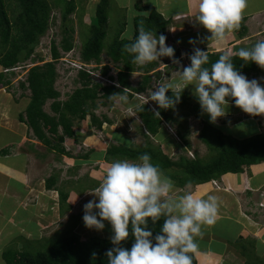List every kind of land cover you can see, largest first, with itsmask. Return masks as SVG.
Here are the masks:
<instances>
[{"label": "trees", "instance_id": "1", "mask_svg": "<svg viewBox=\"0 0 264 264\" xmlns=\"http://www.w3.org/2000/svg\"><path fill=\"white\" fill-rule=\"evenodd\" d=\"M107 1L100 0L96 10L98 23L106 27L93 25L90 28L89 36L82 35L84 42L81 57L85 62L101 64L105 54L112 63L120 65L118 82L121 87H104L94 83L88 73L82 72L78 80L82 86L76 88L68 100L62 101L61 94L55 87L59 77L57 62L61 58L62 51L68 52L75 46L76 29L72 25L74 22L72 17L77 15L78 9L80 11L81 8L74 0H0V90H10L13 85L11 77L15 73H6V70H11L18 64L31 59L36 46L51 27L52 19H54L53 11L60 10L62 12V23L64 24L61 32L62 39L59 44L56 41L51 43L52 61L31 68L26 82L19 85L21 90L31 91V101L25 115L20 117L21 122L28 125L41 143L60 155H71L64 148V143L67 138L77 137L75 124L77 120L83 122L89 118L90 124L100 131L105 124H113L107 116L100 118L95 113L98 109V100L103 99L104 104L107 105V103L113 102L109 97L123 89L126 90L129 99H134L135 94L142 93L150 87L151 76L145 75L143 82L135 88L130 81L131 75L138 70L148 74L156 64L152 62L147 66L138 67L132 62L133 57L124 51V46L134 41L141 28L151 31L157 36L166 35L169 22L162 15L157 13L154 8L136 6L140 15L134 19L133 37L131 39L123 37L127 27L125 23L116 32L114 40H107L106 31L109 19L106 16ZM11 11L13 16H11ZM143 11H148L149 15L142 14ZM80 16L83 17L84 14L82 13ZM245 21L242 19L238 30L240 37L246 33ZM106 41L108 42L105 43ZM222 54L208 53L209 63L205 67L210 68L211 64L215 63ZM175 56L178 59L179 55ZM231 56L234 66L241 74L247 77L250 75L264 77V69L255 63L245 64L246 62L236 54ZM33 61L36 62L35 59ZM103 70L106 74L109 67H105ZM156 75L160 76V74ZM168 95H173L174 98L181 96L173 110L182 112L187 109L186 117L204 114L195 96H191L188 92H169ZM50 100L53 101L51 104L53 115L45 111V106ZM230 103H234V101H230ZM157 111L160 112V116L156 115L146 104L140 105L136 109V114L142 122L143 132L145 129L153 137L159 134L163 124L178 123L172 112L159 108ZM202 125L199 137L201 142L214 154L210 161H203L198 156L193 159L181 156L177 162H174L163 152L161 147L150 141V135L147 134H145L148 139L147 143L142 147L110 144L105 152V160L109 163L124 159L137 161L140 155L148 153L152 157V162L158 165L179 188L220 180L226 174H242L246 168L264 164L263 132L252 138L239 140L222 133L214 126L206 123ZM179 127L183 129L181 124ZM181 129L178 132L179 137L185 144H188L187 136L182 133ZM2 154L10 155L9 149L3 150ZM84 157L89 158V154ZM56 183L57 179H48L47 188L56 187ZM91 188L94 189V186ZM59 195L62 204L61 213L64 215L70 209L64 205L68 202L70 193L62 189L59 190ZM163 222L164 218H161L156 224L149 222V228L153 231L154 236L159 234ZM23 243H28V240ZM133 243L134 239L130 235L127 241L122 242V246L130 249ZM13 245V249H8L2 254L5 264H108L106 252L113 247L111 237L109 239L94 237L90 240H83L77 234L55 240L47 249L35 253L26 248L20 249L18 242H14ZM237 246L245 257L246 264H262L253 246L243 240ZM190 255L193 257L192 264H198L194 253H190Z\"/></svg>", "mask_w": 264, "mask_h": 264}, {"label": "clouds", "instance_id": "2", "mask_svg": "<svg viewBox=\"0 0 264 264\" xmlns=\"http://www.w3.org/2000/svg\"><path fill=\"white\" fill-rule=\"evenodd\" d=\"M247 6L248 0H198L195 22L211 33L210 41L221 42L228 34L239 29ZM166 41L165 35L157 36L141 28L134 41L124 46V51L133 57L132 62L138 67L161 61L163 57L179 64L180 60L175 56L174 47L168 45ZM196 42L195 39L189 40L192 45ZM67 54H73V60L79 61L84 68L76 71L58 66L63 64L62 59ZM236 55L245 61V64L255 63L264 69V40H258L251 47L241 48ZM49 56L52 61L51 53ZM188 58L191 63L187 61V67L179 71V83L156 81L153 84V90L150 91L148 102L152 104L155 102L161 110L174 109L181 96L175 98L173 95L169 96V91L173 92L176 89L183 91L189 85H193V95L201 111L210 117L212 124L226 117L229 105L234 104L243 111L242 120L255 121V116L264 115V85L257 79H248L254 75L247 77L241 74L234 66L229 53L222 54L215 63L211 64L210 68L205 67L209 63L208 51L194 47L193 54ZM33 60L34 58L31 57L28 61L35 63ZM57 63L59 77L60 70H63L68 79L73 78L78 81L79 75L86 72L94 83L104 87H121L118 82L119 65L110 60L109 62L102 61L101 64L85 62L81 57V50L77 51L76 46L68 52L62 51ZM105 67H109L106 74L103 70ZM59 83L63 81L58 82L57 80L56 84ZM138 94H135L134 99L137 100L136 95ZM109 99L117 106L130 103L125 89L114 93ZM152 110L160 116L158 109ZM228 117L232 119L228 120L230 125L234 119H239L233 115H228ZM164 127L166 129V126ZM166 130L172 134L171 130ZM144 132L150 135L145 129ZM157 136L150 135L153 139ZM71 155L62 154L59 158H64L66 162V158L74 159ZM82 159L89 158L83 156ZM109 164L99 186L96 185L97 188L94 187L87 192L93 195L94 199L84 205L83 215L84 225L88 229L103 231L105 222L111 225L113 247L106 252L108 264H192L193 257L190 253L198 249L196 237L203 234L204 226L216 223L220 207L218 197L209 195L207 198H198L192 192L176 196L174 181L152 162V157L148 153L140 155L137 161L124 159ZM57 187L48 189V191L55 193L54 200L59 207L61 204L59 190L62 189ZM36 203V201L30 202V204ZM161 218H164V222L159 234L154 236L149 228V222L156 224ZM130 235L134 243L128 249L122 246V242L127 241Z\"/></svg>", "mask_w": 264, "mask_h": 264}, {"label": "rangeland", "instance_id": "3", "mask_svg": "<svg viewBox=\"0 0 264 264\" xmlns=\"http://www.w3.org/2000/svg\"><path fill=\"white\" fill-rule=\"evenodd\" d=\"M75 3H77V6L80 9H78V14L73 15V23L72 25L76 29L75 33V46L77 51L82 50V44L84 42V37L82 36L83 34L87 37L90 34V28L91 26H101L102 28H105L106 26L103 24L98 23V17L96 10L98 7V3H100V0H74ZM123 1V0H120ZM134 3H132L133 5ZM119 1L118 0H108L107 1V8H106V16L108 19V24H107V40H114V37L116 35V32L124 25L122 24H127V34H124L123 37L126 38V36L131 35L133 33V24H134V15H140V13L134 9L131 10L129 13L126 9H129L128 7L125 8V10H119ZM124 8V7H123ZM124 11V13H122ZM84 14L83 17H81V14ZM138 13V14H137ZM80 14V15H79ZM11 16H13L12 11H11ZM52 16L54 19H52L51 22V27L46 33V35L41 38L39 44L36 46L34 53L32 54V58L36 60L35 63L32 64L33 66L29 67H23V69H13V72L15 73L12 75V82L13 85L10 88V90H6L7 94L12 96V100L15 103L14 109V115L11 116V120H7L9 123V126L11 128H14L12 124L15 122L19 123V125H28L25 122H18V116H16L19 112H22V116L25 115L26 112V106L29 105L31 101V91L30 90H21L19 88V85L23 82H26L27 76L30 72V69L37 66V65H43L46 62L51 61V57L49 56L50 54V46L53 41H56L58 44L62 39L61 32L63 31L64 24L62 23V12L60 10H54L52 13ZM178 18H176L177 20ZM82 20V21H81ZM179 19L176 21L178 22ZM171 30V28H169ZM105 30V29H104ZM166 36V35H165ZM167 39L169 40H175V37L171 36V34L166 36ZM173 38V39H172ZM257 40V39H254ZM106 41L105 43H107ZM175 43L179 42L174 41ZM255 43V42H254ZM180 45V43H178ZM253 44V43H252ZM174 45V44H173ZM173 47V46H172ZM178 49L177 55H179V58L182 56H190V53L193 51H190V47L188 48L187 46H184L183 44L181 46H176V50ZM231 51V50H230ZM187 54V55H185ZM181 59V58H180ZM161 60H164V57L161 58ZM102 61L104 62H109V59L107 56L104 54L102 57ZM186 61L190 62V59L188 58ZM30 61H27L26 63L22 62L20 63V66L27 65L31 63ZM58 64V63H57ZM62 66V65H58ZM92 66H96V64H92ZM120 66V65H119ZM183 67H187L185 62L183 60H180V63L175 66L176 70L171 69L173 73L171 75L176 76V80L173 81V83H179V71L183 69ZM114 68V67H113ZM26 72V73H25ZM169 73V74H170ZM66 73L63 72V70H60V77L58 79V82L63 81V83L56 84V89L58 92H60L61 96L65 94V96L61 97V100L66 101L68 100L69 96L76 90V88L82 86V84L79 83V81L71 78L68 79L66 76ZM178 75V76H177ZM65 76V77H64ZM150 76V75H149ZM152 76V75H151ZM156 77V76H155ZM167 81L169 82V79H171V76L167 75ZM98 78H100L98 76ZM143 76L141 73L134 72L131 75V83L132 85L137 88L139 84L143 82ZM157 78V77H156ZM161 78V77H160ZM157 78V79H160ZM249 80L251 79H257L261 82L262 85H264V77L263 76H254V77H249ZM155 79L153 80V82ZM78 83V84H77ZM152 84V77H151V83L150 87L142 94L144 97L149 98L150 96V91L153 90L151 87ZM27 87V85H26ZM1 91V90H0ZM194 91V90H193ZM192 93H189L191 96L193 95ZM137 98V97H136ZM131 100V99H129ZM53 101H48V105L45 106V111L48 114L53 115V112L51 110V104ZM104 100L100 99L97 101L98 109L95 111L98 117L102 118V116H107L111 122L113 123L112 125L110 124H105L103 126V129L96 130L91 124H90V119L88 118L86 121H76V138H67L65 143H64V148L70 151L72 157L75 159L77 158H82L85 156L87 153L92 154L94 153L93 157H95V160L92 162H85L83 165H77L76 162L70 160V158H66V162L64 161L65 159H60L58 158L56 154H53L50 148L46 146L45 144L41 143L38 141L36 138L34 132L29 129V139L30 141H36L38 142V148L40 150L36 149L35 152L32 151L34 149H29L28 151L31 153L30 160L28 162L29 164V175L35 182V186L32 184L30 186V191L33 192L34 194L31 199L35 198L36 196H41L38 191H45V183L44 180L49 178L51 175L55 176L60 183L58 184L57 188L63 189V191L67 192H73L71 193L72 198L69 199V203H64L65 207L68 208L70 207L69 211L67 210L65 214V219H63L61 209H62V204L59 205V214L61 216L59 218H56L58 221L57 223L53 224V219H50L47 215L46 212L43 213V215L38 216L37 218V213L32 209L29 213L31 216H27L28 218L25 219L24 223L21 224L23 216H19L21 220H17L18 224L21 225V231L22 235L21 236H13L16 231L19 228V225L17 223L10 221L5 222V226H7V231H8V238H12L10 242L8 240L2 239L0 240V264H5L4 259L1 255L3 254L4 251L8 249H13L14 242L19 243V248H26L27 250L29 249L32 253H35L37 251H43L47 249L51 243L55 240L62 239L66 236H69L71 234H77L80 235L83 240H90L94 237L101 238V239H109L112 236V229L111 225L108 222H105V229L103 231H96L94 229H88L85 227L84 222H83V215H84V205L88 203L90 200L94 199V196L91 195L89 190H86L87 187H91V185L97 187L99 184L102 182L106 171L110 164L105 160V152L110 146V144H118L122 146H145L147 143V138L145 136V132L142 130V123L140 121V118L136 114V109L138 108L139 105H141L139 100L137 98L133 99L130 101L132 103L131 107H128L127 105H120L117 106L114 102L107 103V105L104 104ZM129 103V104H130ZM154 107L156 110L158 109V106L153 103ZM235 106V105H234ZM231 106V107H234ZM230 109V108H228ZM238 108L234 109L233 111L237 110ZM168 112H172L173 115L176 117L177 122L183 126V129L179 127V124H166V129H170L172 132L173 137L176 140V143L170 142L168 140H163L161 137H158V139H153L150 137V141L153 142L156 146H159L162 148L164 153L174 162H177L180 157H186L187 159H193L195 157H199L203 161H210L214 157V154L210 152V150L207 148L205 144H203L200 140V132L202 130V123H206L208 125L214 126L217 129L221 130L222 133L232 136L236 139L239 140H245L252 138L257 134V132L260 131L264 133V115L262 116H255L256 122L261 125V130L257 127V123H253L248 119L242 120L241 114L238 115H233L238 117L239 119H234L232 122V125L228 124V120L230 117H228V114L224 118H220L216 124L210 123V117L206 114V117L203 116V118H200L201 115H191L186 117V113L188 112L187 109L183 110L182 112H177L176 110L173 109H168ZM247 114V113H245ZM249 115V114H248ZM251 116V115H249ZM170 126V128H169ZM29 128V127H28ZM182 131V133L186 134L188 144H185L183 140L179 137L178 132ZM258 130V131H257ZM3 141L6 142L7 140L11 139V135L4 136ZM29 144V143H28ZM30 147V145H28ZM95 150V151H91ZM38 151V152H37ZM54 152V151H53ZM69 156V157H71ZM37 159H36V158ZM46 158L47 160H40L41 158ZM34 158V159H33ZM38 161V168L34 166V162L36 160ZM35 160V161H34ZM52 160V162H51ZM68 160V161H67ZM34 161V162H33ZM46 161L49 163L47 165ZM70 161V162H69ZM74 163V167L71 166V164ZM71 168H67V167ZM245 169L244 175L248 178H251L253 176V173L259 172V175L264 174V165L255 168L256 170H250ZM73 172V173H70ZM83 172V175H81ZM98 173V174H96ZM78 176H83L81 179H75V177ZM245 178V177H244ZM20 179L22 180L23 178L20 176ZM23 180L21 181V183ZM39 186V184H41ZM175 183V182H174ZM216 190H224L221 189L220 186L221 184L217 183H212L209 182ZM208 184V183H205ZM204 185V184H203ZM246 186L248 187V181L246 183ZM251 186V185H249ZM178 188V192L180 193H186V192H192L195 188V186H189V190L187 191V188H179L177 184L175 183V188ZM220 189H218V188ZM246 187V188H247ZM85 188V189H84ZM230 190L229 187H224ZM17 191H21L20 186H17ZM84 189V191H83ZM260 191L258 200L263 201L264 200V181L262 183V186L259 188ZM258 189V190H259ZM80 191V192H79ZM83 191V192H82ZM82 192V193H81ZM176 192V190H175ZM55 194V193H53ZM241 194H245V192H242ZM31 196V193L29 194ZM30 199V200H31ZM20 200V199H18ZM30 203V201H29ZM260 202H258L259 204ZM51 205V204H50ZM43 206V204H42ZM241 206V203H240ZM61 207V208H60ZM264 206L262 205H256L254 210H256L257 214H260V216L264 219ZM24 208V207H21ZM43 208V207H41ZM7 210H10V208H7ZM6 211V208L2 207V212L4 213ZM28 214V211H26ZM6 215V214H5ZM47 215V216H46ZM32 217V218H31ZM72 217V218H71ZM37 218V219H35ZM44 219V220H43ZM1 221H4L2 219ZM5 229V227H4ZM6 231V229H5ZM6 231V232H7ZM28 240V243H23ZM27 245V246H26ZM202 264V263H201Z\"/></svg>", "mask_w": 264, "mask_h": 264}, {"label": "crops", "instance_id": "4", "mask_svg": "<svg viewBox=\"0 0 264 264\" xmlns=\"http://www.w3.org/2000/svg\"><path fill=\"white\" fill-rule=\"evenodd\" d=\"M118 1L120 5L119 10H125V8L128 7L129 9L126 10L130 13L132 9L138 11L136 6H141L154 8L157 13L162 15L164 19L169 22L166 36L171 34L173 38L176 36V41L179 40V42L177 43L174 42L175 40L173 41L167 39L166 41L168 45L174 47L175 55L179 53L177 52L178 49L176 50V46L179 47L182 44L184 46H187L188 48L190 47V51H193L194 47H199L202 50L208 51V53L224 54L227 52L231 55H235L241 48L251 47L258 40H264V0H248V6L243 15V19L246 20L244 23L246 33L243 37H240L238 35V29L228 34L227 37L221 42L210 41L209 37L211 36V33H209L206 29L195 22L198 0ZM132 3L134 4L132 5ZM122 13H124V11ZM141 13L149 15L148 11H143ZM136 16L137 15H134V19ZM176 18L179 19L178 22H176L178 20H176ZM169 28H171V30ZM132 37L133 33L126 36V38L128 39H131ZM190 39H195L197 41L196 44H190ZM178 43H180V45ZM191 54H193V52L190 53V55ZM180 58L178 59L183 60L187 65V56H182ZM153 63H155L156 66L152 68V71H150V73L145 74L140 70L137 71L138 73H141L143 77L145 75H152V88L153 84L156 81L162 80L161 83H173V81L176 80V76L171 75V73L173 72L171 71L170 73V70H176L175 66H177V64L173 63L172 59L164 57V60L156 61ZM156 74H160V76H157ZM167 75L171 76L169 82L167 81ZM155 76L157 78H161L157 79ZM154 79L155 81L153 82ZM193 90L194 86L189 85L183 91L192 93L191 91ZM180 91L181 90L179 89L173 90V92ZM6 92V90L0 91V240L5 239L10 242V240L12 239L11 237L9 239H6L8 238L7 226H5L6 221L12 220V222L18 224L17 220H21L19 216H23L21 224H25L24 221L26 218H28L27 216H31L29 212L34 209V211H36L37 213V218L38 216H41L44 212H46L47 215L50 216L49 218L53 219V224H55L58 221L56 218H59L61 214H59V207L56 205V202L54 200V194L51 193L52 191H48L47 188V180L52 175L44 180L45 191L43 190L40 192L36 190V192H39L41 196H36L35 198L31 199L34 194H32L33 192L30 191V186L32 184L35 186V182L34 180L32 181L28 173V162L31 157V153L28 151V148L31 150L34 149L32 150L34 152L36 149L40 150V148H38V142L33 140L30 141L28 137L30 130L26 125H19V123L15 122L14 124H12L13 126H15L14 128H11L9 126L8 121L11 120V116L15 114L12 110L14 109V106L12 105H15L17 101L14 102L12 100V96L7 94ZM132 100L133 99H131L130 101ZM126 105L128 107H131L132 103ZM234 105H229L230 109H228V114H242L243 111ZM27 107L28 105L26 106V109ZM236 108L238 109L233 111ZM16 116H18V122H21L20 117L22 116V112H19ZM203 116L206 117V114L201 115L200 118H203ZM250 121L253 123H257L256 121ZM255 125H257L259 130H261L260 124L257 123ZM257 134H260V131L257 132ZM7 135H11V139L4 142L2 138ZM158 137H161L163 140H168L170 142L174 141L176 143L173 135L169 133L164 126H162L158 136L156 137V139L159 140ZM28 145H30V147H28ZM124 147L128 146L124 145ZM8 149L10 151V155L2 154L3 150ZM52 153L56 154L55 151H52ZM93 154L94 153L90 154L89 159L74 158L71 160L76 162L77 165H83L85 162H92L93 160H95ZM59 156L60 154L57 157L59 158ZM40 160L47 159L42 157ZM40 160H36L35 162L33 161L34 166L38 169V161ZM46 163L47 165H49L47 161ZM74 165V163L71 164V166ZM263 165L252 166L250 167V170H256L255 168H259ZM244 173L236 175L226 174L220 180H215L212 182L214 184H221L220 188L224 190H216V187L214 188V186L208 183L195 186L194 190L192 191V193L198 198H207V196L209 195H215L218 197L220 204L216 223L211 226H204L202 228L203 234L196 237L198 249L194 252V255L196 256L198 264H246V259L241 254V251L239 250L240 248L237 246L241 240L255 248L256 255L260 258L261 263L264 264V219L260 216V214L256 213V210L253 209L256 205L264 206V200H258V192L260 191L259 188L262 186V183L264 181V174L261 176L259 175V172H252L253 176L251 178H248L244 175ZM81 175H83V172ZM20 176L23 178L22 183ZM81 177L83 176L75 177V179L78 180L81 179ZM53 178L56 179L55 176H53L52 179ZM247 181L248 187L246 186ZM59 183L60 181H58L57 179V183L55 186H58ZM18 185L20 186L21 191H17L16 188ZM41 185L42 183L39 184V186ZM92 186L93 185H91V187ZM91 187H87L86 190H92L93 188ZM224 187H229L230 190ZM185 188H187V191L189 190V186ZM175 189L176 196L184 194L178 192L177 187ZM242 192H245V194H241ZM30 193L31 196L29 195ZM69 193V199H71V193L73 192ZM69 199L67 203H69ZM29 201H36L37 203L30 204ZM258 202L260 203L258 204ZM2 207L6 208V211L4 213L2 212ZM7 208H10V210H7ZM26 211H28V214L26 213ZM65 214L62 215L63 219H65ZM2 219H4V221H1ZM18 225L19 228L13 236L22 235L21 231H23V229H21L20 224ZM4 227L7 232L5 231Z\"/></svg>", "mask_w": 264, "mask_h": 264}, {"label": "built area", "instance_id": "5", "mask_svg": "<svg viewBox=\"0 0 264 264\" xmlns=\"http://www.w3.org/2000/svg\"><path fill=\"white\" fill-rule=\"evenodd\" d=\"M62 62H63V64H62V66H64L65 68H67V69H74V70H81V69H83L84 67H83V64H81L79 61H77V60H73V54H67L66 55V57L65 58H63L62 59ZM27 66H33V64L32 63H29V64H27V65H24V66H20V65H18L17 67L18 68H16V69H23V67H27ZM15 69V68H14ZM10 71H13V69L12 70H6V73L7 72H10ZM26 73V72H25ZM69 75H71V74H69ZM140 100H142V102L143 103H145V104H148L152 109H154L155 110V108H154V105L149 101L148 102V98H146V97H144L143 95H141V94H138V95H136ZM170 128V127H169ZM170 130V129H169Z\"/></svg>", "mask_w": 264, "mask_h": 264}, {"label": "bare ground", "instance_id": "6", "mask_svg": "<svg viewBox=\"0 0 264 264\" xmlns=\"http://www.w3.org/2000/svg\"><path fill=\"white\" fill-rule=\"evenodd\" d=\"M22 119V118H21ZM163 125H165V124H163Z\"/></svg>", "mask_w": 264, "mask_h": 264}]
</instances>
